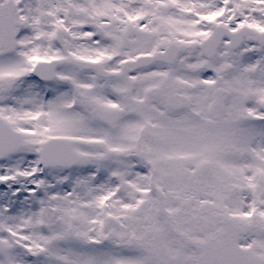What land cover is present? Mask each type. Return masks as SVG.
<instances>
[{
  "label": "snow or ice",
  "instance_id": "1",
  "mask_svg": "<svg viewBox=\"0 0 264 264\" xmlns=\"http://www.w3.org/2000/svg\"><path fill=\"white\" fill-rule=\"evenodd\" d=\"M0 264H264V0H0Z\"/></svg>",
  "mask_w": 264,
  "mask_h": 264
}]
</instances>
